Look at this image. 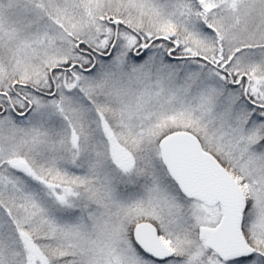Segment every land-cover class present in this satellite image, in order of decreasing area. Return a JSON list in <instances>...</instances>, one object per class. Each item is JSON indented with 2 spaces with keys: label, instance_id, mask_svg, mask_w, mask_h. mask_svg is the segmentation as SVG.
I'll return each instance as SVG.
<instances>
[{
  "label": "snow or ice",
  "instance_id": "obj_1",
  "mask_svg": "<svg viewBox=\"0 0 264 264\" xmlns=\"http://www.w3.org/2000/svg\"><path fill=\"white\" fill-rule=\"evenodd\" d=\"M0 264H264V0H0Z\"/></svg>",
  "mask_w": 264,
  "mask_h": 264
}]
</instances>
